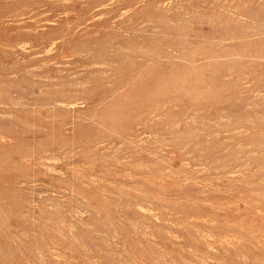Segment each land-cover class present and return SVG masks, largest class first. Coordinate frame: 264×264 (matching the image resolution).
I'll return each mask as SVG.
<instances>
[{"label": "rangeland", "instance_id": "374dc122", "mask_svg": "<svg viewBox=\"0 0 264 264\" xmlns=\"http://www.w3.org/2000/svg\"><path fill=\"white\" fill-rule=\"evenodd\" d=\"M0 264H264V0H0Z\"/></svg>", "mask_w": 264, "mask_h": 264}]
</instances>
